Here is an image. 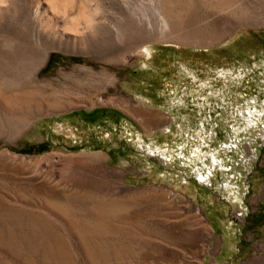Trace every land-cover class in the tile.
I'll return each instance as SVG.
<instances>
[{
	"label": "rangeland",
	"instance_id": "1",
	"mask_svg": "<svg viewBox=\"0 0 264 264\" xmlns=\"http://www.w3.org/2000/svg\"><path fill=\"white\" fill-rule=\"evenodd\" d=\"M0 24V89L36 92L28 117L0 96V264H264V0H0ZM86 202L96 224L59 213Z\"/></svg>",
	"mask_w": 264,
	"mask_h": 264
},
{
	"label": "bare ground",
	"instance_id": "2",
	"mask_svg": "<svg viewBox=\"0 0 264 264\" xmlns=\"http://www.w3.org/2000/svg\"><path fill=\"white\" fill-rule=\"evenodd\" d=\"M21 1H23V0H21ZM25 4V3H24ZM22 5V4H21ZM26 8V7H25ZM20 9V8H19ZM22 9V8H21ZM23 10H24V8H23ZM28 11V10H27ZM21 14H23V13H21ZM24 16H26V15H24ZM1 25V24H0ZM20 26V25H19ZM4 27V26H3ZM9 27V26H8ZM25 27V26H24ZM2 29V28H1ZM12 30V29H11ZM15 30V29H14ZM20 30V29H19ZM172 31V30H171ZM4 32V31H3ZM12 32V31H11ZM173 32V35H174V37L175 38H178L179 36H181V35H184V38H187V39H190V36H191V38L192 37H194L193 35H190L191 33H189V31H185V33L182 31V32H178V30L176 31V30H173L172 31ZM4 34H5V32H4ZM193 34V33H192ZM7 35V34H6ZM15 35H17V34H15ZM172 35V34H171ZM5 35H3V37H4ZM18 36V35H17ZM206 36V35H205ZM212 36V35H211ZM21 37V36H20ZM196 37V38H195ZM194 37V40H196V41H198V42H201L202 40L204 41V37L203 36H200L199 34L198 35H196ZM207 37V36H206ZM209 38H210V36H209ZM193 40V39H192ZM20 42V41H19ZM14 43V42H13ZM11 44V45H15V44ZM11 45H6V46H10L9 48H11ZM17 46V45H16ZM20 46V45H19ZM18 46V49L20 48ZM14 47V46H13ZM22 48V47H21ZM12 53V52H11ZM146 55H149V53H145ZM8 57V56H7ZM4 58V57H3ZM15 58H16V55H15ZM23 58V57H22ZM21 58V59H22ZM12 59H13V57H12ZM20 58H19V60H21ZM5 60L7 61V59H5L4 58V62H5ZM23 60L24 59H22V62H23ZM12 61V60H11ZM3 62V63H4ZM8 63H9V58H8V61H7ZM6 62V63H7ZM16 62V61H15ZM3 63L1 62V65H2V67L4 68V66H3ZM19 63H21V62H19ZM19 63H18V65H19ZM10 64V63H9ZM9 64H7L6 65V67L8 66H10ZM12 64H14V63H12ZM24 64V62L22 63V65ZM17 65V66H18ZM9 68H11V67H9ZM8 68V69H9ZM2 69V68H1ZM6 68H4V70H5ZM7 69V70H8ZM6 70V71H7ZM5 71V72H6ZM9 72V71H8ZM4 73V72H3ZM6 74H7V72H6ZM5 75V74H4ZM9 75V74H8ZM6 76V75H5ZM101 77L105 80V79H107L108 77H109V75H107V73L106 72H102L101 73ZM3 78V77H2ZM8 78V77H7ZM6 80V79H5ZM2 81V82H6V81ZM8 80H9V78H8ZM10 80H12L11 78H10ZM13 81V80H12ZM1 82V83H2ZM98 83V81L97 80H95V82H94V84H91V85H89V88H88V90H94V88L95 89H97L98 87H96V84ZM111 83V82H110ZM5 84H8V81L5 83ZM65 85H63V84H61V83H54V82H51V81H48V82H44L43 83V85H42V90H43V92H42V94L41 93H39V94H41L42 95V98H43V100H42V102L46 105V109H50V110H53L54 108L55 109H57V108H62V107H64V106H68V105H71V101H73L71 98H66V99H64L63 97H61V95L62 94H65V95H69L72 91L74 92V93H72L73 95H77V96H80L79 95V93H80V89H82L84 86H82L83 85V83H82V81H81V78H80V76H78L77 78L75 77V78H73V79H70L69 81H65V83H64ZM100 84H103V82H101ZM10 86V85H9ZM23 86H25V85H23ZM11 87V86H10ZM9 87V88H10ZM25 87H27V86H25ZM25 87H23V88H16L15 90H7V88H5L3 85H2V89L4 90V88L6 89L5 90V92L3 91V90H1L0 89V96H1V98H3V104H4V102H5V104H6V110H10L9 112H13L15 109H20V110H23L25 113H26V117H28L29 116V105H27V100H29V102H30V100L32 99V97L34 96V94H36V92L35 91H33V90H29V87L28 88H25ZM1 88V87H0ZM12 89V88H11ZM14 89V88H13ZM3 91V92H2ZM79 98H81V97H79ZM86 98H91V96H87ZM3 107V106H2ZM5 110V111H6ZM19 112H21V111H19ZM8 113V112H7ZM16 113H17V111H16ZM23 113V112H22ZM20 114V113H19ZM18 114V115H19ZM24 114V113H23ZM22 115V114H21ZM6 116V115H5ZM19 118V117H18ZM19 120H21V119H19ZM22 120H24V119H22ZM13 122V121H12ZM4 123V122H3ZM14 123V122H13ZM12 123V124H13ZM7 124H9V123H7ZM4 129V128H3ZM92 204V203H91ZM51 205V204H50ZM67 205V204H66ZM49 206V205H48ZM60 206V205H59ZM58 206V207H59ZM90 206H89V204L87 205V202H86V204H73V205H71V207L70 208H72V209H70V210H68V212H59L60 214H66V216H67V214H69L70 213V211H71V213L70 214H83L81 217H80V221L81 222H83V223H94V224H96L97 223V218L96 217H94V215H92L91 214V212H90V208H89ZM93 207V206H92ZM91 207V208H92ZM49 208H50V206H49ZM53 207H51L50 209H52ZM77 210L76 212L75 211H72V210ZM53 210H48L47 212V215L49 214H54L55 212L53 211ZM85 214H89V215H85ZM69 216V215H68ZM72 217V216H71ZM78 217H79V215H78ZM70 218V217H69ZM75 218V217H74ZM74 220V219H73ZM76 223V222H75ZM70 225H71V229H73L74 230V232H75V234H76V232L78 231V228L77 227H75V225H73L74 223H69ZM77 225H79L78 223H77ZM80 230V229H79ZM117 230V229H116ZM79 232V231H78ZM85 250V249H84ZM85 258H86V260L87 261H89V262H92V263H94V257H93V255H87V257L85 256Z\"/></svg>",
	"mask_w": 264,
	"mask_h": 264
}]
</instances>
